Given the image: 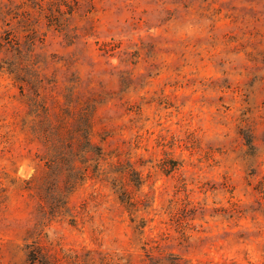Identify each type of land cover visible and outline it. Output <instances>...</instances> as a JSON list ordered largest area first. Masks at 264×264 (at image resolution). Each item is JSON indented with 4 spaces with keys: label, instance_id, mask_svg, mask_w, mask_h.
I'll list each match as a JSON object with an SVG mask.
<instances>
[{
    "label": "rangeland",
    "instance_id": "obj_1",
    "mask_svg": "<svg viewBox=\"0 0 264 264\" xmlns=\"http://www.w3.org/2000/svg\"><path fill=\"white\" fill-rule=\"evenodd\" d=\"M264 264V0H0V264Z\"/></svg>",
    "mask_w": 264,
    "mask_h": 264
},
{
    "label": "trees",
    "instance_id": "obj_2",
    "mask_svg": "<svg viewBox=\"0 0 264 264\" xmlns=\"http://www.w3.org/2000/svg\"><path fill=\"white\" fill-rule=\"evenodd\" d=\"M29 261L31 264H47L45 257L41 256V259H40L33 253H30Z\"/></svg>",
    "mask_w": 264,
    "mask_h": 264
}]
</instances>
